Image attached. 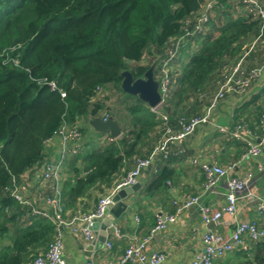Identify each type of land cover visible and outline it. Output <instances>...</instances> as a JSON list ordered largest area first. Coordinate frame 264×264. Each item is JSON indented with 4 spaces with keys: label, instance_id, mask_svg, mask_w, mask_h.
Returning a JSON list of instances; mask_svg holds the SVG:
<instances>
[{
    "label": "trees",
    "instance_id": "obj_1",
    "mask_svg": "<svg viewBox=\"0 0 264 264\" xmlns=\"http://www.w3.org/2000/svg\"><path fill=\"white\" fill-rule=\"evenodd\" d=\"M215 1L216 15L197 34L206 0H0V264H28L54 237L53 223L32 215L11 192L15 182L48 161L63 124L82 138L85 124L107 115L121 131L96 149L80 144L67 161L64 216L79 200L97 202L96 195L111 190L121 171L149 156L167 128L175 133L180 120L200 116L239 60L245 71L264 64L261 21L252 13L241 16L230 0ZM196 41L199 50L180 73L167 70L160 107L166 122L122 91V73L136 80L152 67L158 83L175 44L180 52ZM259 98L264 103V87L252 101ZM263 111L256 107L258 121ZM166 178L162 172L152 186Z\"/></svg>",
    "mask_w": 264,
    "mask_h": 264
},
{
    "label": "crops",
    "instance_id": "obj_2",
    "mask_svg": "<svg viewBox=\"0 0 264 264\" xmlns=\"http://www.w3.org/2000/svg\"><path fill=\"white\" fill-rule=\"evenodd\" d=\"M230 2L235 10L240 9L241 16L246 17L248 10L239 7L242 4L241 0H230ZM230 2L227 3L230 4ZM244 8H246L245 5ZM214 15L216 14H212L211 18ZM216 33L215 31L213 35L216 36ZM199 45V41H196L191 42L187 47L184 46L185 48L177 52L170 61L167 70L180 73L188 57L196 52ZM255 68H259L260 72L256 78L252 79L244 93L232 91L226 94L213 111L209 124L197 127L183 140L171 142L168 145L169 155L166 158L157 155L141 171L136 181V184H139L137 191L129 193L121 200L126 204L129 213L122 212L113 221L112 228L108 230L107 241L111 244L110 249L105 247V243L101 245L97 242L89 243L80 236H73L68 231L64 232L65 264H83L89 259L97 264L115 262L123 254L130 238L146 237L157 217L174 214L176 208L190 197L198 196L199 205L208 207L211 214L221 212L226 203L225 178L219 179L213 188L206 189L205 175L202 170L204 164L220 167L234 165L229 173L231 177H243L247 173H252L250 188L253 199L249 201L239 199L234 215L222 213L218 221L207 224L203 223L198 207L192 206L179 211L175 221L164 231L154 234L147 244L148 251H158L164 255L160 264H191L195 255L203 250L202 236L206 232L217 233L226 239L236 223L256 220L259 227L264 226V215L257 213L258 203L264 199V142L260 144L255 156L247 154L250 146L264 139V129L256 114V107L258 105L264 107V103L261 98L256 102L252 101L264 87V64ZM239 123L245 124L248 129L244 141L236 140L218 131L219 128L232 129ZM85 129L86 133L80 143H87L85 148L96 149L110 138L107 133L95 131L89 123L85 124ZM50 147L52 154L48 161L58 158L61 150L60 140L54 138ZM74 156H67L63 166L62 180L68 172L67 161ZM131 167L129 166L127 171ZM41 168L42 164L33 169L30 175L21 177L18 183L22 185L23 194L29 199L39 192H51L49 185L41 180ZM126 172L121 171L118 176L119 181ZM162 172L167 175V178L160 185L153 187L152 184ZM98 197L97 194L95 201ZM93 201L79 200L76 204L77 209L74 212L67 210L64 217L70 218L75 214L85 213L82 210L84 205L87 206L86 212L90 211L96 204ZM114 229L119 230L120 237L114 236ZM243 241L246 245L245 249L237 248L216 260L215 264H245L246 262L264 264V238L252 242L244 237Z\"/></svg>",
    "mask_w": 264,
    "mask_h": 264
},
{
    "label": "built area",
    "instance_id": "obj_3",
    "mask_svg": "<svg viewBox=\"0 0 264 264\" xmlns=\"http://www.w3.org/2000/svg\"><path fill=\"white\" fill-rule=\"evenodd\" d=\"M241 1L242 4L246 6L248 13H252L256 16L261 21V27H263V4L259 0ZM215 5V0H206L195 26L197 34L203 31L204 26L212 17ZM189 35H192V33H189ZM182 39L184 38H180L179 41L181 42ZM178 48V43H176L175 49L169 51L163 62L164 68H161L162 77L158 82V93L161 97L159 106L162 105L163 97L167 93L169 83L167 67L170 61L176 56ZM10 61L15 65L17 64V61L13 58ZM163 65L161 66L163 67ZM259 72V68H253L249 71H245L241 60H239L232 67L224 83L214 93L208 106L204 109L200 116L192 117L188 121L180 120V129L175 133H172V131L167 128L165 136L157 145L154 146L149 156L144 159H136L133 167L125 174V176L109 192L98 198L93 210L75 214L70 218H65L63 216V202L61 197L62 171L67 156L76 155L79 151L80 135L75 127L70 128L63 124V126H61L54 134V138L59 139L61 143L59 156L55 160L45 161L42 163L41 168V180L43 183H47L49 185V189L51 191L50 194L39 192L29 199L23 194L22 185L16 182L14 183V190L11 192L13 198L23 206L28 207L32 215L48 219L55 227L54 237L49 243L46 252L43 255L35 257L28 264H65L63 259V234L65 231H68L73 236H80L89 243L95 242L97 236L92 230V225L106 216L108 210L113 205L114 195L120 189L135 185L141 171L147 167L157 155H161L163 158H166L169 155L168 145L171 142L183 140L190 136L197 127L209 124L213 111L215 110L217 104L224 99L225 95L232 91L244 93L249 87L252 79L256 78ZM41 82L45 83L44 80ZM48 85L50 90H55V85L53 83H48ZM60 95L62 97L64 96L63 93H60ZM158 108L159 107L153 109L150 108V110L166 122V117L160 113ZM107 119L108 116L105 115L101 120L104 122ZM259 123L264 129V111L260 114ZM247 130V126L243 123L237 124L232 129H218L220 133L224 135L227 134L240 141L245 140V133H247ZM107 140L110 141L111 138H108ZM262 142H264V139H262L258 144L250 146L247 154L255 156L258 153L259 146ZM233 166L234 165L220 167L205 164L202 166V170L205 175L206 189L213 188L219 179L225 178L226 203L221 212H214L211 214L208 207L199 205L198 196L190 197L176 208V212L174 214H165L157 217L155 224L152 226L146 237L143 239L130 238L123 254L111 264H160L164 259V255L158 251H148L147 244L154 234L164 231L168 225L172 224L176 219L177 213L182 209L192 206L198 207L201 213V219L205 224L218 221L222 213L234 215L239 199L249 201L253 199V194L250 188L252 173H247L243 177H231L229 176V173ZM257 213L258 215H264V199L259 201ZM114 236L120 237L118 229H114ZM244 237H247V239L252 242L260 238H264V226L259 227L256 220L236 223L230 236L226 239L217 233L211 231L206 232L202 236L203 250L195 255L191 264H215L216 260L222 258L225 254L230 253L237 248L242 247L245 249L246 245L243 243ZM105 245L107 249H110V242L106 240ZM83 264L97 263H95L92 259H89Z\"/></svg>",
    "mask_w": 264,
    "mask_h": 264
},
{
    "label": "water",
    "instance_id": "obj_4",
    "mask_svg": "<svg viewBox=\"0 0 264 264\" xmlns=\"http://www.w3.org/2000/svg\"><path fill=\"white\" fill-rule=\"evenodd\" d=\"M122 91L126 94L136 96L140 101L145 103L149 108H156L161 102L158 93V83L153 79L152 67L144 74L143 78L133 80L129 72L122 73L120 84ZM90 126L97 132L107 133L110 138L119 137L121 131L117 123L108 118L106 121L93 119ZM139 184L120 189L113 197V205L108 210L106 216L92 225V230L96 233L98 245L104 244L107 240L108 230L112 228L113 221L119 217L122 212L129 213V209L121 200L129 193L137 191Z\"/></svg>",
    "mask_w": 264,
    "mask_h": 264
},
{
    "label": "rangeland",
    "instance_id": "obj_5",
    "mask_svg": "<svg viewBox=\"0 0 264 264\" xmlns=\"http://www.w3.org/2000/svg\"><path fill=\"white\" fill-rule=\"evenodd\" d=\"M216 32H217V31H216ZM216 34H217V33H216ZM214 37H215V36H214ZM197 50H199V47L196 48V52H197ZM163 64H164V63H162L161 65H163ZM161 68L163 69V68H164V65H163V67L161 66ZM112 99H114V97H112ZM114 102H116V99H114ZM108 104H109V103H108ZM115 106H119V105H115ZM158 107H159L158 109H159V111H160V107H161V106L158 105ZM118 108H119V107H118ZM121 108H122V107H121ZM121 111H122V110H121ZM80 139H81V138H80ZM91 140H93V138H91Z\"/></svg>",
    "mask_w": 264,
    "mask_h": 264
}]
</instances>
